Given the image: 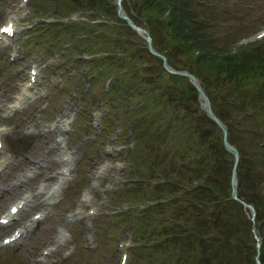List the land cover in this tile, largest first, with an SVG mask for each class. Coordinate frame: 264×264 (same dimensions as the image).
Wrapping results in <instances>:
<instances>
[{"label":"rangeland","instance_id":"obj_1","mask_svg":"<svg viewBox=\"0 0 264 264\" xmlns=\"http://www.w3.org/2000/svg\"><path fill=\"white\" fill-rule=\"evenodd\" d=\"M18 1L0 0V23L15 13L18 14L17 20L19 21L16 35L0 42V124H4L6 128V148L0 151V213L11 202L16 201L15 199L24 191L35 189L38 180L44 175L51 173L52 170L60 169L63 162L52 160L58 158L62 153L58 149L55 150L54 146H58L56 138L63 133V127L69 129L67 135L65 133L64 136H67L69 148L74 150L75 168L66 179L60 194L57 192L58 201L54 205L49 203L46 193H44L43 197L40 196L38 199L42 204L38 206L33 204L32 200L30 205L20 212V215L18 214L19 218L22 215L20 220L16 219L15 222L7 226L0 225L1 243L3 237L10 234L16 224H25L33 211L39 208L47 211V216L30 227L29 232L20 239L9 245H0V264H120L119 257L122 249L118 245L119 241H124L125 248L130 253L132 251V258L129 257L130 264H142L144 260H148L147 264H175L178 257L181 264L195 263V257L198 260L202 255L201 250L199 251L202 242L200 243L197 234L201 235V231L208 230L205 222L210 217L204 218L207 215V202L210 208L215 210L217 208L211 205L204 191L195 192V197L189 204L192 215L186 218L187 223L191 224L193 228L189 237L179 236L175 243L168 240L162 246H154L150 249L139 248L134 251L136 236L129 227L130 223L122 221L118 216H113L114 213L121 211L125 202L119 203L122 199H113L111 192L113 193L127 179H133L136 176L130 162H125V159L128 160L129 157L124 150L120 151L118 138L120 126L115 127L116 122L119 121V115L114 113V121L109 120L108 124L102 122L93 125L90 112L93 108L95 109L93 116L97 115L98 119L102 118L105 101L107 100V103L110 104L117 98L114 96L106 98L104 79L99 84L95 83L96 78H94L93 72L97 70V65L92 67L94 59L105 57L106 51H111L109 61L115 69L118 68V64L120 67L125 64L129 66L126 76L127 87L124 93H121L120 98L124 101L130 99L131 96H125L128 90L134 95L139 92L143 95L140 101H146L147 106L151 108L149 115L152 116L148 119L149 125L144 130L146 133H138V140L142 146L148 147L147 152H150L151 148L149 147H152V152L148 157L150 162L153 161V165L146 163L144 168L141 167V175L149 176L151 171L157 167L154 161L156 160L159 166L162 157L169 155L170 150L171 152L176 150L175 148L181 150V147L185 145L182 142L190 139V132L192 140L196 141L201 138L202 134L203 137L211 135L206 124L200 125L201 133L195 132V126L199 124L192 123V116L200 113V103L190 80L185 79V75L168 71L162 72L161 76H157L160 72L155 75L149 73L160 69V59L156 55L148 54L145 39L138 36L125 21L118 18L116 0H72L71 6L65 5V7L62 6V9L57 8L56 4L53 6L52 0H29L21 10L16 9ZM157 1L159 0H155V3ZM180 1L183 3H179ZM200 1L179 0L176 2V0H169L167 8L176 6L174 9L181 11L186 6L188 13L193 15L188 23L197 24L188 26L190 36L193 45L202 46L201 51L196 47L195 54H188L184 51L183 44L185 42L166 38L167 32L170 31V24L166 17L168 12L160 11L164 14V18L158 20L160 17L157 14L158 9L152 10L150 16L154 26L151 31H154L157 36L155 47L172 46L169 54L170 62L176 68L182 66L183 58H189L190 70L198 74L202 83L205 86L207 84L211 89L216 107L222 106L220 111L224 110L225 113H230L234 107L232 108L227 103H220L221 98L231 102L229 94L222 93L226 84L217 77L218 72L207 67L205 62L201 63V60L199 64L197 60L206 50L217 57L223 56L228 45L235 42L237 37L248 32L253 33L263 27L264 0H211L206 4H200ZM123 3L127 11L136 16L138 22L146 21V0H124ZM216 3L221 4L222 10L226 6V11L221 12L219 8L214 7ZM75 8L80 10L75 13L74 20L89 19L87 24H79L76 29L86 30L87 36L82 41L86 42L81 43L89 45L88 51L93 53L89 55L90 59H80L79 51L76 50L65 54V57L58 56L59 50L60 53H63L61 51L65 46L63 43L67 39L64 34L68 35V38L75 35L70 31L59 29L56 36H47L40 40L30 31L32 27L30 22L34 16L51 15L50 18L53 17L54 20L59 21L62 15H66L70 12L69 10ZM160 9L164 10V8ZM95 17H101L103 20L99 23L91 22V18ZM58 35L60 36L57 38ZM52 40L56 41L55 47H51ZM24 41L28 42L26 46L21 43ZM14 50L17 52V56L12 60V56L15 55ZM81 52L83 51L81 50ZM106 59L108 60V58ZM29 63L38 65L39 81L33 88L32 95L24 100L22 107L11 110L8 103L12 100L13 94L19 91L21 83L28 80ZM144 73L145 76L141 83L139 82L140 75ZM103 76L104 74L100 73V77ZM179 76H184V78ZM137 85L140 89L137 87L134 90ZM158 99H160V104ZM105 106H107L106 103ZM84 110L85 116L78 124V118L81 113H84ZM176 111H179L177 115ZM171 113L173 116L171 125L176 124L177 122L174 120H178L181 116L179 121L182 120L186 131L180 129V133H171L170 136L172 135L174 138L173 141L170 139V148L166 149L163 146L164 135H155L150 131V128L158 133V129L168 121ZM108 116L109 114H105V118ZM76 118L77 120H74ZM249 122L257 127L258 132L263 133L264 100L257 106L256 115L243 122L242 129L238 126L234 128L239 132L235 133L240 135V137L236 135L240 139L239 144H244L246 149L255 151L257 141L251 135L245 134L246 130H251ZM258 138L259 141L263 139V134ZM123 140L128 142L130 138L124 136ZM176 140L177 142H175ZM107 146L114 149L111 157H108L106 153ZM248 154L254 157V160L246 162L247 174L250 178H255L256 183L255 187L250 189V194L245 196V200L248 201L246 197L256 200V209L260 210L264 200L262 195L255 191V188L262 178L263 163L258 161L257 155L254 153L248 152ZM185 156L187 155H182V157ZM39 162L42 163L41 166L38 165ZM213 162L219 169L218 178L221 180L219 191L224 192L226 164L229 163V159L223 155H215ZM102 164L104 168H100ZM221 164H223L222 167ZM97 169H100V172L97 173ZM92 182L93 185L88 193L91 201L88 204H83L80 197L85 191L83 188L80 189V186L87 184L89 188ZM173 188H177V186ZM89 205L96 207V212L92 216L87 214L86 209ZM234 205L237 208L236 216L242 218V226L250 227L251 225L247 221L251 216L249 211L247 210L243 214L240 211V206L235 203ZM81 208L84 209V212L78 213L71 221L66 220L68 210ZM114 208L119 209L118 212H113ZM196 212L202 213L198 216ZM58 225H64L66 234L57 232ZM221 226V224L218 226L219 230H221ZM258 230L260 233L259 242L264 243V237H262L264 221H258ZM244 235L243 239L245 238L247 242L246 233ZM163 236L159 235L156 240H161ZM190 237L193 241L190 240ZM57 238L61 241L60 245ZM50 243L56 245L57 248L50 255H45L43 249ZM65 251L68 253L63 254ZM133 252L138 253L137 258H134ZM248 253L249 249L244 247L242 251L244 263L247 262Z\"/></svg>","mask_w":264,"mask_h":264},{"label":"trees","instance_id":"obj_2","mask_svg":"<svg viewBox=\"0 0 264 264\" xmlns=\"http://www.w3.org/2000/svg\"><path fill=\"white\" fill-rule=\"evenodd\" d=\"M178 1L176 0V2ZM153 2L155 3V0H150L149 2H147L145 6L147 11L158 9L159 11L165 12L169 10V13L166 17L168 18V23L170 24V31L167 32L166 38H169L170 40L185 42L183 44L185 46V50H182H184L188 54L194 53L196 47H198L201 51L202 46H200L199 44L193 45V40L191 39L188 26H196L197 24L193 22L192 24L188 23L189 19H191L193 15L191 13H188V10H186V6H184V10L178 11L179 9L175 10L176 6L167 8L169 0H159L155 4ZM179 3L183 2L180 1ZM165 5L166 7H164ZM160 8H164V10H161ZM152 36L153 42L155 44L157 36L154 31L152 32ZM168 47L171 48L172 46ZM158 48H160L161 50H166V48L161 45L158 46ZM263 50L264 49L262 46H245L237 54H230L229 52H226L223 56L220 57H217V55L209 53V51L206 50L205 53L202 52L203 56L199 54L202 57L199 56L197 60L198 63L200 60L201 63L205 62V65L207 67H211L216 72H218L217 77L223 80V82L226 84V86L222 90V93L227 92L231 99V102H227L225 98H221L220 103H227L231 105L232 108L234 107L233 111L231 110L230 113L228 112L229 114L225 113L224 110L223 112L220 111L223 107H219V105L216 107L213 92L206 84V90L212 100L216 112L228 125L230 141L235 143L240 150L241 156L237 173L239 179V195L244 199L245 196H248L250 194V189H253L256 183L255 178H250L247 174L246 162H251L252 160H254V157H251L248 154V152H251L257 155V159L259 162L262 161L263 163L262 178L258 182L255 191H258V193L262 195V199L264 200V138L260 141L258 138L261 134H263L264 136V131L263 133L258 132L257 127L253 126V124L249 122L248 125L251 130H246L245 134L251 135L252 138L257 141V149L255 151H251L250 149H246L244 144H239L240 139L237 138V136L240 137V135H237V133L239 132L234 130L236 126L242 129L244 127L243 122L248 121V118L252 119L253 116L256 115L257 106L263 103ZM166 53L168 54L169 60H171L169 53ZM148 54L152 55L150 52H148ZM185 59L188 58H183L181 64L186 65L190 69L189 64L191 63H189V61ZM159 71L160 74H158L157 76H161L162 72H164L162 69H158V71L156 70L154 71V73H157ZM179 77H181L182 79L184 78V76ZM193 89L195 90L194 87ZM158 103L160 104V99H158ZM178 113L179 111L175 112L176 115ZM157 118L158 117L156 116V119ZM180 118L181 116H179L178 120L174 121L178 123L182 130L186 131L182 120L179 121ZM172 119L173 116L171 113L170 117H168V121H166L164 131L167 130L171 133L172 130L178 126L177 123L171 125ZM192 123L199 124L195 126V132L197 133H201L200 125L206 124L207 129H209L211 132V135L203 137L202 134L201 138L196 141L192 140V137L190 135L192 133L190 132V139L185 142L184 149L180 151V158H184L182 157V155H186V151H190L194 147H196L198 150L196 156L184 165H181L180 161L177 160L170 162L169 166L171 167L166 170V179L156 183L149 190L150 198L156 199L158 201L154 205H151L146 213L148 214V216L157 215L158 217L164 219V217L166 216V212L169 211L167 218L168 224L166 227H164L165 229H163L161 233H165L168 235L163 243L168 240H172V242L175 243L178 241L179 236H190L193 228L191 227V224L187 223L186 221V218L192 215V209L190 208L191 206L189 204L192 203L193 198L195 197V192L204 191L211 205L215 206L217 210L210 208L209 203L207 202V215L204 216V218H206L207 216L210 217L205 222V226L208 227V230H206L205 232L201 231V235L197 234V237L200 239V243L202 242V246H200L199 249V251L201 250L202 255L198 260L195 257V263L193 264H256L253 263V256L255 252L251 244L250 227L246 228L242 226V218L240 216H236L237 208L234 203L240 206V211L243 214H245V208L240 202L233 199L230 193V174L234 156L224 147L222 131L218 129L216 123L208 117V115L201 109V107L200 113L194 114L192 116ZM142 150V147L135 150L136 157L144 158L143 156H141ZM215 155H223V157L229 159V163L226 164V183L224 192L219 191L221 180L220 178H218L219 169H217L216 163L213 162V158ZM163 161L164 159L161 160V163H163ZM150 164L152 166L153 161L150 162ZM222 166L223 164H221V167ZM178 167L179 174L177 177H175L173 176V168ZM198 179H200V182L194 186V180ZM176 186L177 188H173ZM138 188V185H136L132 188V192H135L136 190H138ZM167 196L171 197L168 202L160 200ZM246 198L248 199V202H252L256 206V200L249 199L248 197ZM201 213L202 212H196L198 216L201 215ZM257 219L258 221H264V204L262 209H257ZM247 221L248 224L251 225V221L249 218L247 219ZM220 224L222 225L221 230H219L218 228ZM245 233L247 235L246 237L248 238L247 242L245 241V238L243 239ZM190 240L193 241L192 237H190ZM163 243H160L157 246H162ZM244 247L249 249L247 257L248 259L247 262L245 261V263L244 254H242ZM261 260L264 264V243L262 244L261 249ZM181 263H179L178 257L175 264Z\"/></svg>","mask_w":264,"mask_h":264},{"label":"water","instance_id":"obj_3","mask_svg":"<svg viewBox=\"0 0 264 264\" xmlns=\"http://www.w3.org/2000/svg\"><path fill=\"white\" fill-rule=\"evenodd\" d=\"M121 10H122V8L120 9V15L123 16V17H126V15L123 13V10H122V11H121ZM126 18H127L128 22H129L131 25L135 26L137 29H140L138 26H136V25L134 24L133 20H132L130 17L127 16ZM147 37H148V39H149V48H150V50H151L152 52H154V53L160 55V53H159L158 51H156V50L153 48L152 43H151V38H150L148 35H147ZM162 56H163V55H162ZM163 57H164V60H165V66L167 67V69H169L170 71H175L172 67H170V66L167 64L165 56H163ZM176 72L187 74V75L191 78L193 85L196 87V89H197V91H198V93H199V99H200V101H201V105H202V107L208 112V114H209L213 119H215L216 121H218V122L222 125V127H223V129H224V131H225L224 143H225V145H226V147H227L228 149H230L231 151L234 152L235 157H236L235 167H234V168H235V169H234V179H233V196H234L235 198H238V197H237L236 165H237V163H238V161H239V152H238L237 148H236L233 144H231V143L228 141V138H227V136H226L227 128H226V126H225V125H224V124L218 119L217 115H216L215 112L213 111V108H212V106H211V102H210L209 96H208V94L206 93V90H205L204 86L201 84V82H200V80L198 79V77H197L196 75L192 74L191 72H188V71H176ZM239 200H241V199H239ZM241 201H242V200H241ZM258 262H259V264H262L259 260H258Z\"/></svg>","mask_w":264,"mask_h":264},{"label":"snow or ice","instance_id":"obj_4","mask_svg":"<svg viewBox=\"0 0 264 264\" xmlns=\"http://www.w3.org/2000/svg\"><path fill=\"white\" fill-rule=\"evenodd\" d=\"M4 31L11 33L13 31V27L9 25L7 28L4 29ZM13 211H15V209H13Z\"/></svg>","mask_w":264,"mask_h":264},{"label":"bare ground","instance_id":"obj_5","mask_svg":"<svg viewBox=\"0 0 264 264\" xmlns=\"http://www.w3.org/2000/svg\"><path fill=\"white\" fill-rule=\"evenodd\" d=\"M38 165H40V166H41V165H42V163H41V162H39V164H38ZM5 190H6V187H5Z\"/></svg>","mask_w":264,"mask_h":264}]
</instances>
